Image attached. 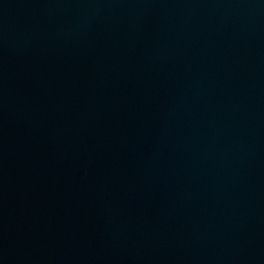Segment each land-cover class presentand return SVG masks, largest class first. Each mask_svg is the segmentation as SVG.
Instances as JSON below:
<instances>
[{"label":"water","instance_id":"95a60500","mask_svg":"<svg viewBox=\"0 0 264 264\" xmlns=\"http://www.w3.org/2000/svg\"><path fill=\"white\" fill-rule=\"evenodd\" d=\"M0 264H264V0H0Z\"/></svg>","mask_w":264,"mask_h":264}]
</instances>
